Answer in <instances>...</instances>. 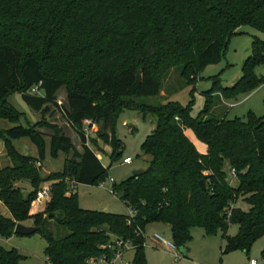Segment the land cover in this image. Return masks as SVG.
I'll return each mask as SVG.
<instances>
[{
	"label": "trees",
	"instance_id": "1",
	"mask_svg": "<svg viewBox=\"0 0 264 264\" xmlns=\"http://www.w3.org/2000/svg\"><path fill=\"white\" fill-rule=\"evenodd\" d=\"M243 25L264 32V0H0V120L16 124L0 128L11 160L0 168V200L11 212V217L0 212L1 235L9 238L18 223L32 221L47 241L49 264L111 258L114 250L108 246L118 240L132 244V264H147L144 233L154 222L170 225L179 249L188 251L192 229L201 226L209 235L223 232L224 253H250L264 236V115L250 110L246 118H228L218 116L216 108L264 83L254 71L264 64V41L254 36L243 75L233 85L224 86L220 75L212 77L199 116L191 113L193 101L187 106L142 102L160 95L162 80L174 67L194 84L207 66L221 62ZM35 87L39 92H32ZM63 87L64 106L57 96ZM13 92L42 114L56 106L79 135L82 151L60 128L51 136V156L67 155L62 171L40 174L47 141L39 127L45 122L21 124L22 113L8 100ZM125 109L144 117L153 113L157 120L141 148L151 157L148 167L112 187L134 215L84 209L69 180L93 185L105 179L108 169L89 145L85 120L98 124L112 163L122 155L117 125ZM187 129L208 146L206 154ZM24 137L37 146V156L17 150L13 141ZM227 163L237 185L228 179ZM23 180L32 186L27 195L18 184ZM48 181L51 199L44 211L32 214L40 184ZM240 197L250 205L248 211L236 206ZM53 219L64 235L48 229ZM231 224L239 226L234 236L228 233ZM24 258L16 248L0 245V264H21Z\"/></svg>",
	"mask_w": 264,
	"mask_h": 264
},
{
	"label": "rangeland",
	"instance_id": "2",
	"mask_svg": "<svg viewBox=\"0 0 264 264\" xmlns=\"http://www.w3.org/2000/svg\"><path fill=\"white\" fill-rule=\"evenodd\" d=\"M238 31L240 33L231 38L227 53L221 62L207 66L194 84H187L181 76V68L174 67L163 78L160 95L142 99V102L149 105H158L169 101H177L181 105L187 106L193 101L191 113L195 117L199 116L206 105L204 91L209 90L213 86L212 77L220 75L224 86L233 85L243 75V64L251 55L254 36L264 41V32L257 30L253 26L243 25ZM254 71L258 77L264 80V64H257L254 67ZM57 96L60 105H67L66 87H63ZM8 100L16 110L22 113L21 124L28 126L42 121L45 122L43 127H39V130L45 134L47 141L46 158L40 171L42 176L64 169L67 155L64 152H60L57 158H53L50 153V139L55 134L56 127L60 128L63 134L69 136L76 148L82 151V142L79 135L68 123L59 108L51 105L50 110L45 114L37 112L25 102L20 92L11 93ZM250 110L258 116L264 115V83L251 92H241L236 97L225 99V102L219 103L216 108L218 116H222L225 113L228 118H246ZM156 121V116L153 113H149L147 117H144L136 109H125L121 112L117 128L118 136L122 139L124 146L121 157L112 163L108 156L111 152V147L99 138V126L94 127L89 136V145L96 151L108 169L105 179L93 185H75L74 181L69 180L70 189L78 192L82 208L122 215L130 213L129 208L113 193L111 178L115 180V184H120L132 177L134 171L148 167L151 157L143 154L141 148L143 142L154 129ZM14 125L16 124L8 119L0 120V128L6 129ZM13 143L17 150L24 155H38L37 146L28 137L15 139ZM73 156L74 153L71 152L68 157L72 159ZM127 156L133 158L132 163H123L124 158ZM7 165H11V160L7 155L4 140L0 138V168ZM225 170L231 184L237 185V177L233 174L229 163L226 164ZM18 184L23 188L25 195L32 190L31 183L28 180H23ZM51 184V181L41 183L38 194L43 189H50ZM50 199L51 195L41 200L36 198L32 204L34 213L44 211ZM236 206L245 211L250 208V205L243 197L238 199ZM0 212L5 216L11 217L10 210L1 200ZM29 223H32V221ZM48 229L55 236H62L65 233V229L54 219L48 224ZM238 230L239 226L237 224H231L228 233L234 236L238 233ZM155 232L161 233L166 239L173 240L169 224L161 222L150 223L146 228L147 244L145 246V257L147 264H250L251 259H256L259 264H264V258L262 257L264 236L254 243L250 253L242 250L224 253L222 231L209 235L203 227L196 226L192 229L193 239L188 243L189 252L185 256L180 250L176 254L170 250L155 248L150 239ZM0 245L8 249L16 248L24 255L25 258L21 264H48V258L45 253L47 241L40 232L31 235L14 234L9 238L3 237L0 233ZM134 256L135 250L130 248L124 253L123 259L126 264H132Z\"/></svg>",
	"mask_w": 264,
	"mask_h": 264
},
{
	"label": "built area",
	"instance_id": "3",
	"mask_svg": "<svg viewBox=\"0 0 264 264\" xmlns=\"http://www.w3.org/2000/svg\"><path fill=\"white\" fill-rule=\"evenodd\" d=\"M32 92H39V88L35 87L32 88ZM98 126L97 123L93 122L91 119H86L83 127V131L85 132L86 137L89 139V136L91 135L94 127ZM133 162V158L130 156H127L124 158L123 163L130 164ZM233 174L236 175L235 170H232ZM111 182H115L113 178H111ZM50 197V189H43L38 194V199L41 200L42 198ZM131 215H134L132 211H130ZM145 237V243L147 244V238H146V232L144 233ZM152 245L155 248L158 249H164V250H170L174 253H178L180 250L175 242L173 240L166 239L161 233L155 232L150 237ZM108 247L112 248L114 250L113 256L111 258L103 255L98 257H91L87 260L88 264H126L123 256L124 253L129 250L130 248H133L132 244L129 241H122L118 240L115 241V244H110ZM250 264H259L256 259H251Z\"/></svg>",
	"mask_w": 264,
	"mask_h": 264
},
{
	"label": "water",
	"instance_id": "4",
	"mask_svg": "<svg viewBox=\"0 0 264 264\" xmlns=\"http://www.w3.org/2000/svg\"><path fill=\"white\" fill-rule=\"evenodd\" d=\"M137 80L138 81L142 80L141 72H139L137 74ZM142 173H143V170L139 169V170L134 171L133 176H139ZM201 185H202V187L204 189L207 188L205 180L201 181ZM39 229H40V227L36 226V225H26V224H23V223H18L16 228H15V233L16 234H20V235H31V234H34V233L38 232ZM180 251H181L182 254L187 255V251H186L185 248H181Z\"/></svg>",
	"mask_w": 264,
	"mask_h": 264
},
{
	"label": "crops",
	"instance_id": "5",
	"mask_svg": "<svg viewBox=\"0 0 264 264\" xmlns=\"http://www.w3.org/2000/svg\"><path fill=\"white\" fill-rule=\"evenodd\" d=\"M224 102H225V100H224ZM186 134H187V136H188V137H189V138L195 143L196 147L198 148V150H199L201 153L206 154V153L208 152V146H207L205 143L201 142V141L197 138V136L195 135V133H194V131H193L192 129H187V130H186ZM31 213H32V214H35L33 209L31 210ZM27 225H32V223H28ZM188 252H189V248H188L187 253H188ZM48 264H49V263H48Z\"/></svg>",
	"mask_w": 264,
	"mask_h": 264
}]
</instances>
